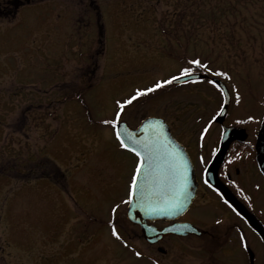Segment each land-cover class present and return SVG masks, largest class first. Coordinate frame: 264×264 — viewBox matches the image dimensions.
<instances>
[{
	"label": "rangeland",
	"instance_id": "374dc122",
	"mask_svg": "<svg viewBox=\"0 0 264 264\" xmlns=\"http://www.w3.org/2000/svg\"><path fill=\"white\" fill-rule=\"evenodd\" d=\"M34 1L23 0L17 17L23 3L12 5L0 20V93L7 95L0 113V264H208L199 239L150 245L127 220L137 158L104 121L115 119L117 101L180 75L199 56L209 74L221 75L141 96L119 121L136 127L146 117L166 118L195 155L202 153L196 169L203 176L224 128L255 131L263 122L264 0H196L199 20L192 12L181 16L183 0H100L99 8ZM199 4L205 6L198 11ZM178 27L195 35L168 37ZM217 79L230 95L221 123L225 97ZM202 136L207 146L200 151L195 141ZM236 166L261 183L250 162L234 164L232 175ZM198 194L196 208H206L186 220L212 223L224 215L223 204L212 207L205 191Z\"/></svg>",
	"mask_w": 264,
	"mask_h": 264
},
{
	"label": "flooded vegetation",
	"instance_id": "af4514ba",
	"mask_svg": "<svg viewBox=\"0 0 264 264\" xmlns=\"http://www.w3.org/2000/svg\"><path fill=\"white\" fill-rule=\"evenodd\" d=\"M20 1L23 4L19 5L20 7L18 6L19 8L15 11L13 17H17L20 9L27 4H24V2H22L23 0H8L6 2H4V0H0V20H2L1 18L3 17V15L8 12L6 11L8 10V8L9 12L13 13L14 10L11 9L12 5H18ZM26 1L28 4L37 3L34 0ZM46 1H55L59 3L63 2L65 4L68 3V5H74L76 0ZM79 1L80 2L77 5L84 6L86 2H89L91 7L97 5L98 8L100 5L99 3H101L100 0ZM9 4L11 5V7L9 6ZM82 39L83 36L81 40ZM66 48L70 47L66 46ZM203 79L206 78L204 77ZM3 90V88L0 89V91ZM5 92L0 93V113L4 112L5 109L4 102L7 100L5 99V96L7 97V95L4 94ZM161 118H163L169 124V121L166 118ZM1 122L2 120L0 121V124ZM3 123L4 126L6 123L4 121ZM263 124L264 117L260 129L258 128L255 131H251L249 126L245 124V126L240 129V132L237 131L236 139L228 145L224 154H221L220 144L223 137L222 134L230 129H228V127L224 128L215 151L212 152L209 156V159H211V163L207 167L203 176L199 177L198 171L196 169L199 184L198 193L201 190L205 191V195H209L211 197L210 200L212 204L210 205L212 207L220 209L217 204H223L225 207L224 215H217V219L212 223L200 222L196 219L194 222L186 220L185 218L190 214V212L194 213L196 211L205 210L206 208H196L195 204L199 199V194H197V198L189 212L178 222L193 224L200 231V234H190L186 237H167H171L170 239L178 238L181 240L189 237L199 239L200 243L202 245H205L204 247H202V249H205V251L207 249L206 252L209 251V256L207 260H205V262L208 264H232V262L236 261L239 262V264H264V172L260 168L258 160V137ZM169 126L174 138L186 147L192 159V162L196 166L197 160L200 161L204 159L202 153H198L195 155L192 148L189 147V144L186 145L184 143V136H179L178 134H176L170 124ZM136 127L132 128L135 129ZM1 131L2 129L0 127V132ZM191 137L192 136H190V138ZM206 139L207 138L202 136L198 139V141H195L200 151L204 149V146H207ZM204 140L205 143L203 142ZM262 152L264 154V142ZM243 162H250V166L252 167L253 172L254 168H256L257 175L261 177V183L259 185L256 184L253 178L249 180L252 176V173L250 174V176L248 174L247 176L241 175L242 169L237 166L235 167L234 174H231L230 169L232 168V166L237 163L243 164ZM212 166H214L216 175L224 187V193L212 187L207 181V173ZM249 183H251L250 186ZM210 192H212L215 197L210 194ZM217 221H219V223H217ZM170 225V222H157L155 224V226H157L158 228H166ZM214 246L217 247V249L215 248L214 250H216V252L219 251L220 253L216 254L212 250ZM236 252H238V254H236ZM221 258H223L224 261H222Z\"/></svg>",
	"mask_w": 264,
	"mask_h": 264
},
{
	"label": "water",
	"instance_id": "95a60500",
	"mask_svg": "<svg viewBox=\"0 0 264 264\" xmlns=\"http://www.w3.org/2000/svg\"><path fill=\"white\" fill-rule=\"evenodd\" d=\"M199 78L196 75L185 77L174 81V84H184ZM217 84L225 95V104L217 119L218 122H221L226 116L230 97L224 84L220 81H217ZM117 130L121 132L122 138L130 146H132V140L147 141L152 145L154 152L151 168L145 163V172L140 177V181L144 184V198L134 200L132 204H129L127 219L133 225L139 227L144 239L151 245L158 244L165 237L171 235L184 237L191 233L198 234V230L192 224L174 223L164 229H158L153 225L158 221L176 222L179 220L190 209L196 199L198 190L196 173L190 157L186 149L172 137L168 125L162 119L150 117L145 119L135 130H132L125 122L119 123ZM235 136V130L226 132L222 140V152L225 151ZM263 141L264 125L258 141L259 161L264 170ZM172 169L176 170L182 186L179 206L171 210L166 209L164 212L152 211L153 207L165 206L164 194L169 191V179ZM208 181L214 187L220 190L223 189L214 172V168L208 174Z\"/></svg>",
	"mask_w": 264,
	"mask_h": 264
},
{
	"label": "snow or ice",
	"instance_id": "6c2138e0",
	"mask_svg": "<svg viewBox=\"0 0 264 264\" xmlns=\"http://www.w3.org/2000/svg\"><path fill=\"white\" fill-rule=\"evenodd\" d=\"M190 65H195L200 68L207 69V65L202 64L199 60L193 59L188 61ZM181 77H190L192 75V71L188 67H184L181 69L180 73ZM217 75H221V73H217ZM180 77L173 76L170 80L166 81H158L156 82L152 87H149L144 90H137L134 95H131L128 99L124 101H117L116 102V108L117 111L115 113V119L111 121H104L105 124H110L111 127L115 130L118 128V122L121 117V113L125 109L127 105H130L133 103V101L138 100L139 97L145 96L148 93L155 92L157 89H160L164 87L166 84H171L174 80L179 79ZM210 83H213L210 81ZM223 135V134H222ZM115 139L119 143V147L133 153V155L137 158L136 159V164L135 168L133 170V173L130 178V183L128 185V200L126 203L132 204L134 200L137 199H143L144 198V184L143 182L140 181V177L142 173L145 172V163L148 164L149 168L152 166L153 158H154V152L152 145L148 143L147 141L145 142H139L136 140H132V146L129 145L125 141V139L122 138L121 132L116 131L115 132ZM131 139V137H129ZM203 162V160H202ZM181 192H182V186L180 184V180L178 178L177 172L175 169H172L171 171V176L169 179V191L165 193V200H164V207H153L151 210L152 211H159V212H164L166 209L171 210L174 208H177L179 206L180 202V197H181ZM115 211V209H113ZM219 223V221H217ZM111 235L116 239V240H121V236L115 229V227L112 228ZM141 254L139 252L136 253V256L139 257Z\"/></svg>",
	"mask_w": 264,
	"mask_h": 264
},
{
	"label": "trees",
	"instance_id": "16d2710c",
	"mask_svg": "<svg viewBox=\"0 0 264 264\" xmlns=\"http://www.w3.org/2000/svg\"><path fill=\"white\" fill-rule=\"evenodd\" d=\"M181 1V0H180ZM243 1L244 2H250V3H252V1L253 0H240V3L239 4H242L243 3ZM202 2H204V0L202 1ZM184 3V0H183V2L181 1L179 4V6H178V10H180V12H182V14H181V16H183L184 14H186L187 12L188 13H190V12H192V14L195 16V19H197V20H199V18H200V16H199V14L198 13H195V6L197 5V2H196V0H189L188 2H186L187 3V5L186 4H183ZM186 5V6H185ZM200 5H203V6H205L204 4H199L198 5V8H196L198 11L200 10ZM228 5H229V2H228ZM230 5L233 7V9H231L230 8V14H232V13H236L237 12V7H236V5H237V3L236 4H234L233 2H230ZM191 6H193V9L191 8ZM180 7H182V10L181 9H179ZM177 10V11H178ZM176 11V12H177ZM175 12V13H176ZM218 17H220V15L218 14L217 15ZM222 16V15H221ZM232 17V16H231ZM178 21V20H177ZM177 21L175 22V25H176V23H177ZM183 25V24H182ZM179 29H178V33H176L175 32V30L174 31H171V32H169L168 34V37H172L173 39L174 38H179L180 40H181V38H184V39H189V37H190V34L191 35H195V33H192V32H187V31H185L183 28H180V27H178ZM225 32H228V30L226 29V31ZM177 34V35H176ZM180 57H179V56ZM178 55H174L175 57H176V59L178 60V61H180V62H182V63H184V59H183V57L181 56V54H178ZM173 56V57H174ZM199 57V56H198ZM198 57H195V54L192 56V58H194V59H196V60H199L200 58H198ZM190 60H193V59H188L187 60V62L188 61H190ZM201 61V60H200ZM204 62H206V61H204ZM195 66H193L192 67V71H194L195 69H197V68H194ZM38 177V176H37Z\"/></svg>",
	"mask_w": 264,
	"mask_h": 264
},
{
	"label": "bare ground",
	"instance_id": "6f19581e",
	"mask_svg": "<svg viewBox=\"0 0 264 264\" xmlns=\"http://www.w3.org/2000/svg\"><path fill=\"white\" fill-rule=\"evenodd\" d=\"M156 224V222L153 224V225H155ZM157 227V226H156ZM162 229H164V228H162ZM169 237V236H168ZM165 238H167V237H165Z\"/></svg>",
	"mask_w": 264,
	"mask_h": 264
}]
</instances>
